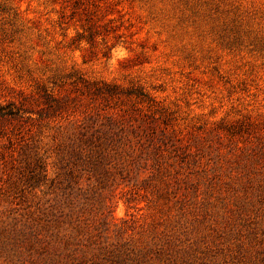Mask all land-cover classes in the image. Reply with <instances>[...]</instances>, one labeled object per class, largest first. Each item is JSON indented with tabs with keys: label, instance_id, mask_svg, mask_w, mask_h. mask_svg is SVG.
<instances>
[{
	"label": "rangeland",
	"instance_id": "1",
	"mask_svg": "<svg viewBox=\"0 0 264 264\" xmlns=\"http://www.w3.org/2000/svg\"><path fill=\"white\" fill-rule=\"evenodd\" d=\"M0 107V264H264V0H0Z\"/></svg>",
	"mask_w": 264,
	"mask_h": 264
},
{
	"label": "trees",
	"instance_id": "2",
	"mask_svg": "<svg viewBox=\"0 0 264 264\" xmlns=\"http://www.w3.org/2000/svg\"><path fill=\"white\" fill-rule=\"evenodd\" d=\"M81 39L82 37H80L78 40L81 41ZM80 82L84 88L89 91V94L93 95L94 97L106 96L111 99H119V97L125 96L129 99L135 98V100L139 99L141 102L147 101L149 104L148 109L151 111L153 110L151 108L152 104H150L151 102H154L153 97L146 93L140 92L137 89L130 87L129 89L127 88L124 90L117 85H106L101 82H89L81 79ZM103 87L107 88L106 92L101 91ZM43 93L47 100L48 107L53 109V106L61 108L64 105L60 99L53 97V95L46 92V90L43 91ZM161 110L162 108H159L158 110L154 109L151 113H162ZM14 114L15 112L12 110L8 111L6 107H0V117ZM144 130H146L145 127ZM69 145L70 158H74L76 160H86L95 155V160L99 162L107 160L111 167H120L122 171H125L123 170L125 168L123 165L126 163L124 156L131 157V154H140L144 150L142 136L138 134L137 128L134 127L131 129V134H128L125 133L122 128H118V131H113V126L111 125H108L107 131L104 130L103 132L99 131V129L92 130L90 134H88V131H83L80 133L79 139L76 141L71 140ZM133 160L134 158H132V161Z\"/></svg>",
	"mask_w": 264,
	"mask_h": 264
}]
</instances>
